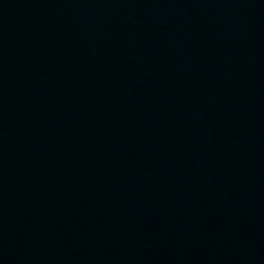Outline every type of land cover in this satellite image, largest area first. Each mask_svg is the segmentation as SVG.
<instances>
[{
	"label": "water",
	"instance_id": "1",
	"mask_svg": "<svg viewBox=\"0 0 264 264\" xmlns=\"http://www.w3.org/2000/svg\"><path fill=\"white\" fill-rule=\"evenodd\" d=\"M0 264H264V0H0Z\"/></svg>",
	"mask_w": 264,
	"mask_h": 264
}]
</instances>
